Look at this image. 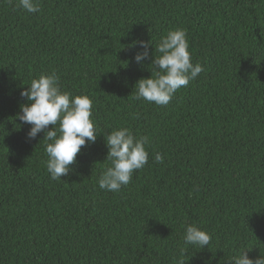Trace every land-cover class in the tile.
<instances>
[{
  "label": "trees",
  "instance_id": "16d2710c",
  "mask_svg": "<svg viewBox=\"0 0 264 264\" xmlns=\"http://www.w3.org/2000/svg\"><path fill=\"white\" fill-rule=\"evenodd\" d=\"M176 28L204 70L166 106L135 99ZM138 40L153 43L140 64ZM52 72L92 99L98 132L60 180L44 133L28 140L16 118ZM121 126L149 138L148 163L110 192L105 133ZM186 223L211 242L181 256ZM242 247L264 254V0H40L34 14L0 0V264H228Z\"/></svg>",
  "mask_w": 264,
  "mask_h": 264
},
{
  "label": "clouds",
  "instance_id": "9594fccd",
  "mask_svg": "<svg viewBox=\"0 0 264 264\" xmlns=\"http://www.w3.org/2000/svg\"><path fill=\"white\" fill-rule=\"evenodd\" d=\"M16 6L34 14L40 11V0H16ZM137 44L143 49L134 56L140 64L149 58V45L153 43L138 40L132 46ZM150 69V77L136 81L134 98L161 106L168 105L178 90L187 87L204 70L200 63L192 62L187 33L182 28L168 30L160 37L154 46ZM20 95L27 103L19 105L16 118L30 125L28 140L44 133L48 173L52 180H60L71 171L70 166L76 162L81 148L97 139V127L91 118L93 101L87 95H73L62 90L60 77L55 72L40 73L32 78ZM105 143L108 152L98 185L102 190L119 192L131 182L133 173L148 163L146 145L151 141L147 136L137 137L129 128L121 126L105 133ZM154 159L163 163L164 156L157 152ZM183 229L181 256L187 254V245L199 249L209 246L211 234L206 230L188 223ZM250 250L240 248L227 259L228 264H264V254L252 259L248 255ZM185 262L180 259L176 264Z\"/></svg>",
  "mask_w": 264,
  "mask_h": 264
}]
</instances>
